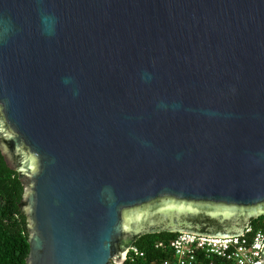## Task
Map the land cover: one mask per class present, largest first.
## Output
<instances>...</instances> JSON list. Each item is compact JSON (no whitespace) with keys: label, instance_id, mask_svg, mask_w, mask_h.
<instances>
[{"label":"water","instance_id":"1","mask_svg":"<svg viewBox=\"0 0 264 264\" xmlns=\"http://www.w3.org/2000/svg\"><path fill=\"white\" fill-rule=\"evenodd\" d=\"M0 159L27 264L241 235L264 216V0H0Z\"/></svg>","mask_w":264,"mask_h":264},{"label":"trees","instance_id":"2","mask_svg":"<svg viewBox=\"0 0 264 264\" xmlns=\"http://www.w3.org/2000/svg\"><path fill=\"white\" fill-rule=\"evenodd\" d=\"M19 182L0 159V264H27L30 253L28 224L20 208ZM251 226L264 231V216L252 220ZM177 232L150 233L138 239L136 246L144 256L124 264H159L174 256L172 242Z\"/></svg>","mask_w":264,"mask_h":264},{"label":"built area","instance_id":"3","mask_svg":"<svg viewBox=\"0 0 264 264\" xmlns=\"http://www.w3.org/2000/svg\"><path fill=\"white\" fill-rule=\"evenodd\" d=\"M264 231L250 225L241 235L212 236L183 232L171 244L174 256L159 264H263ZM143 257L132 245L127 258Z\"/></svg>","mask_w":264,"mask_h":264}]
</instances>
